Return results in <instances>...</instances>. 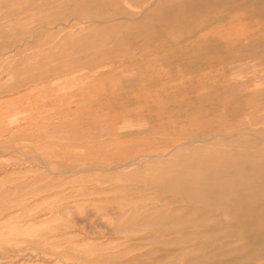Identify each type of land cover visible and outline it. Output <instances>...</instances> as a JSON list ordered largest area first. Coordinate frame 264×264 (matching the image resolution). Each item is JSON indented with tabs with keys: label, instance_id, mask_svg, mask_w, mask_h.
I'll return each mask as SVG.
<instances>
[{
	"label": "rangeland",
	"instance_id": "374dc122",
	"mask_svg": "<svg viewBox=\"0 0 264 264\" xmlns=\"http://www.w3.org/2000/svg\"><path fill=\"white\" fill-rule=\"evenodd\" d=\"M181 1L0 0V264H264L230 220V161L264 164V21L166 24Z\"/></svg>",
	"mask_w": 264,
	"mask_h": 264
},
{
	"label": "bare ground",
	"instance_id": "6f19581e",
	"mask_svg": "<svg viewBox=\"0 0 264 264\" xmlns=\"http://www.w3.org/2000/svg\"><path fill=\"white\" fill-rule=\"evenodd\" d=\"M229 1H232V0H229ZM240 1H242V0H240ZM221 2H223V0H182L177 5H174L173 7H171L170 10H167L163 14L162 20L166 24L168 23L169 25H171V24L172 25H177L178 23L179 24L185 23V24L188 25L189 28H192V26L195 25V23L192 22V17L196 13H199L200 10L205 9L206 6H208L209 4L218 5ZM233 8H232V10H233ZM245 9H246L245 11L247 13H246V15L244 14V16H247L248 14H250L252 16V15L256 14L258 18H260V19H262L264 21V0H245ZM228 10H230V9H228ZM200 17H202V16H200ZM220 20L223 21L222 18ZM210 24H212V23H209V25ZM252 41L254 42V40H252ZM258 44H259V42H258ZM253 45H254V43H253ZM244 46H245V44H244ZM250 46L251 45H249V47ZM256 46H254V47H256ZM195 48H196V46L193 49H195ZM198 48H196V49H198ZM206 52H208V51L206 50ZM237 86H235V87H237ZM233 91H235V90H233ZM256 91H259V90H256ZM226 95H224V96H226ZM236 96H237V94H236ZM261 96H263V94ZM244 97H243V99H244ZM260 100H262V99H260ZM254 101H255V99H254ZM131 105H133V104H131ZM240 108L243 110V108L241 106H240ZM238 115H240V114H238ZM202 163H204V162H202ZM126 164H129V163H126ZM175 188L178 189V190H181V191H185V192L188 191L189 193L192 194V197L194 199H197V200L201 199V201H202V199H206L204 197V194L206 192H208V191L209 192H215L216 191L215 190L216 188H214V189L205 188L204 186L202 187L200 184H198L195 181L184 182L181 185V187L178 186V187H175ZM215 203H217V202L215 201ZM238 219H241V223L243 224V226L246 227L250 231L253 230V229H260V230L264 231V164H262V165L256 164V159L253 156H250V155L248 156V158H246V159L244 158L241 161L240 160H232V161H230V220L231 221H236ZM245 233H246V231H245ZM237 234L239 236L242 235L241 232L237 233ZM251 235H253V234H251ZM254 235H255V233H254ZM257 235L260 236L261 234H257ZM234 236H235L234 239L231 240V241L233 243H236L240 239H239V236H237V235H234ZM252 238H254V237H252ZM256 239L258 240V238H256ZM199 263H200V261H199ZM253 263L256 264V262H253Z\"/></svg>",
	"mask_w": 264,
	"mask_h": 264
},
{
	"label": "clouds",
	"instance_id": "9594fccd",
	"mask_svg": "<svg viewBox=\"0 0 264 264\" xmlns=\"http://www.w3.org/2000/svg\"><path fill=\"white\" fill-rule=\"evenodd\" d=\"M133 75H134V73H127V74H126V76L129 77V78H130L131 76H133ZM145 126H147V122H145Z\"/></svg>",
	"mask_w": 264,
	"mask_h": 264
}]
</instances>
